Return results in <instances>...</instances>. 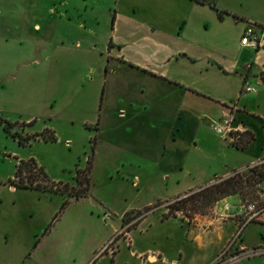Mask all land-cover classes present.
I'll return each instance as SVG.
<instances>
[{"label":"rangeland","instance_id":"1","mask_svg":"<svg viewBox=\"0 0 264 264\" xmlns=\"http://www.w3.org/2000/svg\"><path fill=\"white\" fill-rule=\"evenodd\" d=\"M116 2L0 0V81L6 85L0 89V118L10 122L21 120L12 133L24 139L38 138L41 133L34 131L46 128L55 131L58 138L50 143L35 140L23 147L0 125V181L7 183L0 187V264H108L118 246L121 260L132 259L123 237L128 238L124 233L142 215L148 219L141 227H133V243L149 247L157 241L171 258H179V251H184L185 264H211L238 229L231 243L237 241L243 206L248 200L259 198L256 182L246 180L244 175L238 178L239 187L230 196L207 205L196 201L194 195L182 202L187 212L180 215L183 219L187 217L191 227L180 219L162 220L165 209L156 207L166 201L159 200L172 199L177 191L197 183L192 175L202 173L216 160L239 164L248 160V156L223 144L212 119L199 118L196 125L200 113L219 122L227 113L225 108L222 112L205 99L190 96V109L198 115L190 114L184 121L179 117L181 106L176 105L181 98L156 77L145 76L114 60L106 78V54ZM221 2L239 16L264 21V0ZM82 14L88 19L86 36L79 35ZM230 28L235 37L240 35V29L232 22ZM194 33L200 34L196 30ZM158 39L157 43H143L155 51V57L169 47L171 50L185 47V42H178L176 37ZM123 48L128 56L149 61L131 43H123ZM168 54L173 61L172 52ZM169 71L197 85L214 88L216 84L214 77L201 74L202 71L176 65L170 66ZM105 82L107 97L101 110L99 102ZM257 87L260 93L244 95L242 105L257 110L259 101L262 106L259 112L264 116V87ZM121 110H125L124 116ZM28 119H37L39 127L31 129L30 122H23ZM173 135L178 145L183 141L184 149L169 159L170 149L177 147ZM95 136H98L95 167L88 175L91 179L88 197L72 202L45 234L65 197L51 189L11 190L9 182L14 179L17 161L35 159L61 189L64 184L78 189V172L87 169ZM181 158L186 160L184 171L177 169ZM168 169L171 180L165 176ZM126 212H131L125 217L126 226L134 223L116 234ZM203 216L215 219L216 226L221 227L210 239L206 238L204 248L190 233L193 227L205 226ZM262 233L264 225L253 223L247 227L248 248L259 243ZM117 237L122 241L117 243ZM261 257H241L233 264H264ZM228 262L226 258L217 263Z\"/></svg>","mask_w":264,"mask_h":264},{"label":"crops","instance_id":"2","mask_svg":"<svg viewBox=\"0 0 264 264\" xmlns=\"http://www.w3.org/2000/svg\"><path fill=\"white\" fill-rule=\"evenodd\" d=\"M215 3L222 11H226L230 13V15L223 14L222 18H220V14L210 5L201 4L196 0H117L115 3L116 10L112 13V19L113 16H115V26L112 28V38L108 45L106 54V78L111 72V62L114 60L125 66L128 65L131 69L137 70L145 76H150L151 78L156 77L164 82L171 90L175 91L178 94L177 96L181 98V100H177L176 105L181 106V113L179 114V117L182 116V120L184 121L190 114L198 115L195 111L190 109V96L197 99L203 98L210 104L221 108L222 112L225 111L224 108L226 109L228 105L237 103L238 109L234 110L232 116L234 118V127L255 135V139L246 149L236 148L229 140H226L223 137L222 142L225 145L227 144V148L229 150L246 154L248 156V160L246 159L239 164L225 160L217 162L216 160L215 163L213 162L211 165H208L202 173L198 172L192 175L195 180L194 183L197 182L194 184L195 186L190 185L182 191H177L174 198L165 200L161 199L159 200L161 202L173 201L189 192L211 185L217 177H227L234 171L243 169L248 165L264 159V116L259 112L262 106L259 101L256 108L257 110H249L247 106L242 105V98L244 95H248L242 94V89L245 84L255 86L258 89L257 93H260L259 88L257 87L258 85L264 87V49L256 50L251 47H244L241 44V39L246 30L247 24L249 22L264 24V21H251L244 16H239L235 14L230 7L224 5L221 0H215ZM76 12L79 13V11ZM85 12L87 14L88 11L85 10ZM211 14H215V17H211ZM233 15H236L239 19L234 18ZM81 18L84 20H81ZM237 19L242 22H236L238 21ZM79 20V35L86 36L89 32L88 19H86L85 15L82 14L79 16ZM231 22L235 25V27L240 29V35L238 37H235L231 33ZM37 27H39V25H37ZM195 30L199 31L200 34L195 36ZM178 31H180V33L176 34ZM159 37L162 40L176 37L178 42H185V47L181 46L176 50H171L169 47L167 48L168 50L165 49V55L162 54L155 57V51H153L152 48H148L143 43L146 41L157 43V41H159ZM125 42L131 43L133 48H137V51L142 53L143 57L149 61H145L139 57L128 56L127 51L123 48V43ZM78 45H81V43L78 42ZM169 52H172L171 55L173 56V61L170 59V55L168 54ZM211 58L215 59L214 63L209 61ZM172 65H176L177 67H186L190 70H195L196 72L202 71L200 72L201 74L205 73L206 75H211L214 77L213 80L216 81L215 87L210 88L209 86L197 85L189 79L172 74V71H169V68ZM107 67L109 68L108 72H106ZM5 88V83L0 81V89ZM104 88L105 93L103 96V104L100 106L102 91ZM106 97L107 82H105L101 89L99 102L101 110L104 108ZM257 98H259V95ZM183 103L185 104L184 107L182 106ZM121 115H125V110H121ZM199 118L205 119V121L212 119L211 121H213L214 126L215 123H217V120L211 116L205 113H200L197 117L196 125ZM34 120H36V124L30 128L37 129L39 127V121L37 119H28L27 121L23 120V122L29 123ZM17 121L18 120L12 121V123ZM20 121L21 120H19V122ZM100 122L101 116H99V120L95 128L97 132L100 130ZM43 131L34 132L42 133ZM26 132H29V130L25 131V133ZM174 136V143L177 147L172 150L170 149L168 154L169 159H172L178 151L184 149V147L182 148L183 141H180L181 143L178 145V139L176 135H173V137ZM179 154H181V151L178 155ZM182 158L180 159L177 169L180 168L181 171H184L186 168V160ZM17 163H19V161H17ZM170 170L171 169L165 170L167 180H171V176L169 174ZM179 179L180 178H178V181ZM207 179H211L209 180L210 182H205ZM136 181L137 183H140L141 180L139 177H136ZM178 181L177 184L179 185L181 182ZM4 183V181H0V187L7 186V183ZM9 188L13 191H17L19 189L16 187L14 188L11 184L9 185ZM63 197H65L63 199L64 202L68 196ZM86 198H81L79 200L74 198V200L70 201L72 203ZM131 212H126L121 216L120 227L116 229V234H119L123 228H126L134 223L131 222L126 226L127 222L125 223L124 221V218ZM180 213L183 212L177 211L175 213L177 215L176 217L173 215L169 216L165 210L162 214V220L180 219L191 227L187 217L183 219ZM147 219L148 217H144L142 215L136 224L141 227ZM203 221L206 222L205 226L193 227L194 230L190 232L193 236H195V240L200 243V247L202 248L206 246V238L210 239V236L221 228L217 227L215 224L216 220H211L209 216H203ZM247 227L242 232L240 239L241 243L246 247H248L246 244ZM131 229H133V227H131ZM237 231L238 229L236 232ZM236 232L228 238L222 250L217 252L216 258L211 264H216L218 262L220 255L230 245ZM133 235L134 230H131V232L127 235L128 238L123 237V241L126 242L130 249L132 259L121 260L119 258V255L121 254V247L117 245L118 249L115 254L111 251L112 259L108 264H144L143 257L148 254L159 256L161 259L156 263L147 264H185L187 258L183 253L184 251H179L181 253L179 258H171L167 251H165L164 247L159 245L157 241L153 246L141 247L133 243ZM262 237L263 236H261L259 243L254 246L262 243ZM121 239L118 240L117 243L122 241ZM261 258L264 257L262 256Z\"/></svg>","mask_w":264,"mask_h":264},{"label":"trees","instance_id":"3","mask_svg":"<svg viewBox=\"0 0 264 264\" xmlns=\"http://www.w3.org/2000/svg\"><path fill=\"white\" fill-rule=\"evenodd\" d=\"M197 2L201 4H208L210 5L213 9H215L219 14L220 18H222L223 14H228L230 13L226 11H222L215 3V1H209V0H196ZM234 18H238L236 15H233ZM115 26V16H113L112 19V28ZM109 71V68H106V72ZM105 93V88L102 91V97H101V105L103 104V96ZM19 122L12 123L8 120L0 118V125L3 126L4 131L9 135L12 136L14 139H18L19 145L23 147H27L31 145L32 141L42 139L46 143L50 142H57L58 138L55 133V131H52L50 129L44 130L41 134H39L38 138L34 137H29L28 139H24L19 135L18 133H12V129L17 127ZM30 126H34L36 124V120L31 121ZM241 141L240 144H234V146L238 149H246L248 145L255 139V135L249 132H245L241 135ZM97 136H95L91 142L93 143L92 145V154L88 158V166L85 171H79L78 172V177H77V182H78V189L75 187H71L69 184H64L63 189H61L54 181H51L44 171L43 168H41L38 163L35 161V159H29V160H19V163L16 166V172L14 179L10 180V184L15 186L16 188L19 189H28V190H39V191H44L48 192L50 189L56 193V194H61L63 196H68L62 204L60 212L55 216L53 222L50 224V226L46 229V232H49L51 227L53 226L54 222L57 221L60 217V214L68 207V205L71 203L70 197H74L75 199L79 200L81 198H86L88 197V192L90 190V178L89 174L92 172L94 168V159H95V154H96V146H97ZM27 171V172H26ZM28 173V176L25 178L24 174ZM239 177H234V178H229L219 184H213L209 185L194 194V199L198 202H201L203 205H207L209 202H215L218 201L221 198L227 197L232 195V193L237 191V187H239ZM16 179H19V182L16 181ZM62 184V183H59ZM74 191V192H73ZM190 198V197H189ZM188 201L183 200L181 202H178L174 204L171 207V215L177 216L175 213L177 211H182L184 214H186L187 210L184 209L182 206V202ZM124 221L126 223V219L124 218ZM138 224H136L137 226ZM135 227V225L133 226ZM131 227L128 228V233L131 232ZM120 240L119 237L115 239L117 242ZM115 254V253H114Z\"/></svg>","mask_w":264,"mask_h":264},{"label":"built area","instance_id":"4","mask_svg":"<svg viewBox=\"0 0 264 264\" xmlns=\"http://www.w3.org/2000/svg\"><path fill=\"white\" fill-rule=\"evenodd\" d=\"M209 1H215V0H209ZM241 44L244 47H251L256 50L264 49V24L249 22L242 36ZM257 92L258 89L250 84H245L242 89V94H255ZM237 109H238L237 103H232L228 105L226 107L227 113L222 118V120L215 123L214 126L218 134H220L226 140H229L233 145L240 144L242 138L241 135L245 133V131L241 130L240 128L234 127V118L232 116L234 110ZM244 175L246 176L245 177L246 180L253 179L256 182V187L258 188L259 191V198H256L254 200H248L246 204L243 206L242 209L243 213L240 215V220L238 225L240 232L237 235V241L234 243L235 245L231 243V246L227 247L222 252V254L218 259V261L220 259H224L225 261L226 258H229L228 263L230 264L235 263L241 257L252 258L257 256H264V233L261 234V236H263L262 243L252 248L246 247L241 243L240 240L242 232L248 225L253 223L264 225V159L254 164L248 165L243 169L234 171L232 174H230L227 177H223V178L217 177L211 185L219 184L229 178L241 177ZM195 192L196 191H192L181 197H178L173 201H166L164 203H161L156 208L165 209L167 211V215H170L171 207L174 204L188 199L189 197L194 195ZM128 234L129 233L126 230L124 235L127 236ZM107 251H109V248L106 249V252ZM237 252L241 253L240 256L236 255ZM228 253L230 254V256H228ZM143 258H144V264L156 263L161 259L159 256L149 255V254L144 256Z\"/></svg>","mask_w":264,"mask_h":264}]
</instances>
